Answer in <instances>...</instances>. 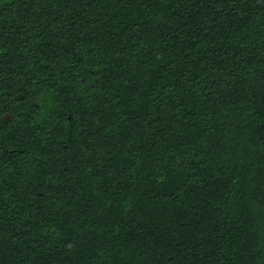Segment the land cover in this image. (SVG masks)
<instances>
[{
  "label": "trees",
  "instance_id": "obj_1",
  "mask_svg": "<svg viewBox=\"0 0 264 264\" xmlns=\"http://www.w3.org/2000/svg\"><path fill=\"white\" fill-rule=\"evenodd\" d=\"M0 264H264V0H0Z\"/></svg>",
  "mask_w": 264,
  "mask_h": 264
}]
</instances>
